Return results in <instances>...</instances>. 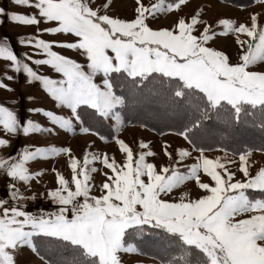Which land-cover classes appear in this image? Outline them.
<instances>
[{"label":"snow or ice","instance_id":"6c2138e0","mask_svg":"<svg viewBox=\"0 0 264 264\" xmlns=\"http://www.w3.org/2000/svg\"><path fill=\"white\" fill-rule=\"evenodd\" d=\"M9 2L30 11L0 6V24L35 26V34L17 37L28 49L19 55L0 38V89L20 96L0 103V264H31L25 253L39 264H264V167L252 175L250 163L264 152V13L208 20L207 6L185 12L189 0H134L133 15L121 18L113 0ZM221 37L234 38L233 56L218 49ZM20 74L53 107L32 106L35 91L17 93ZM144 119L182 138L162 145L167 163L149 161L158 155L150 141L134 150L120 138L126 123L147 127ZM242 130L258 133L259 145L233 147ZM36 134H80L82 159L69 146L14 143ZM97 141L113 142L123 162ZM58 156L70 180L49 169ZM49 171L55 186L34 190ZM187 182L200 190L195 198L181 190ZM40 201L50 206L28 210Z\"/></svg>","mask_w":264,"mask_h":264},{"label":"rangeland","instance_id":"374dc122","mask_svg":"<svg viewBox=\"0 0 264 264\" xmlns=\"http://www.w3.org/2000/svg\"><path fill=\"white\" fill-rule=\"evenodd\" d=\"M154 2V0H145V3H151ZM114 7L112 8V13L115 15L120 16L121 18L124 17H131L133 15V5L134 0H113ZM190 7L185 8V12H191L193 11L197 6H207L206 12H205V19L212 20L215 17H222L226 16L233 19H238L239 21H244L250 13L252 12H261L264 13V8H262L258 3L254 7H246L243 9H240L239 7H235L230 5L224 0V3H221V0H189ZM0 6L11 10V11H18V12H29V9L26 8H18L15 5L11 4L9 0H0ZM167 19H161V24H167ZM155 26V25H153ZM43 27V24L41 25ZM28 34H35V26H22L17 24H11L5 21V23L0 24V38L7 36L11 40V46L14 48L16 53L19 55L23 51H26L28 49H25L18 45L17 43V37L21 35H28ZM42 38L45 39H51V37L44 36ZM243 38V37H242ZM217 47L219 50H224L226 54H229L230 56H233L237 51V46L235 45L234 38L229 37H221L218 40ZM56 51L62 52V54H68L71 55V53L66 52L62 49L54 48ZM81 62H83L82 57H76ZM6 62L0 59V74H2L4 64ZM43 74H47L52 76L53 78H59V75L52 72L50 68L46 66H42L41 68ZM99 82V79L98 81ZM24 85V76L23 74H20V80L19 84H12L14 88L17 89V93H22L25 91H35V94L37 95V99L32 102V106H43L46 108H51L53 105L51 103H45L44 100L40 99V97H44L46 100V94L42 92V90L39 88V85H34L32 87L23 86ZM20 99V96L13 93H7L4 90L0 89V103L9 101L12 98ZM27 103V101H25ZM10 106V105H9ZM17 111H19V108H17ZM38 119L41 123H46L45 118L42 116L35 117ZM154 129V128H153ZM151 129L148 126L147 127H141L139 124H125V127L119 132V136L122 139H125V141L133 147L134 150L138 149V143L140 140L150 141L151 147L154 152H157L158 155L156 157H149V161L153 162L157 166H159L162 163H167V157L163 156V150L162 145L165 141H168L172 148L181 146L184 142L182 141V138L174 136L172 133L165 131L164 135H160L157 133L158 131L156 129ZM243 131V130H242ZM242 131L238 134L236 140L241 138L244 134H242ZM67 136V134H65ZM244 137V136H243ZM245 139L253 142L255 145H259V142H257V139L253 136L252 140L249 137H244ZM14 143H16L17 147L22 146L25 143H31L35 144L37 146H47L48 144H56L57 146H69L74 150V154L77 155L79 158L82 159L83 157V150L86 147V139L82 137L80 134H77L76 136H68L67 139L61 140L56 139L48 136H42V135H33L30 138H25L23 136H20L14 140ZM98 147L104 151L107 152L109 155H115L118 162H123V155L119 152L118 148L114 145L113 142L109 141L107 143H101L97 141ZM246 145L244 143L237 144V148L242 149V146ZM247 147H251V145H248ZM170 148V150H172ZM244 148V147H243ZM15 149H13L14 151ZM210 157H215L216 155H223L219 152H212L209 153ZM234 160L237 161L235 164H228L227 166L235 170L238 167V155L233 157ZM193 161L188 160L185 161V163H192ZM250 163L252 164L251 168V174L255 175L256 171L259 170L260 167H264V152L260 151H253ZM57 167L58 170L62 171L66 178L69 180L71 179V172L70 169L67 167V158L63 156L55 157L51 160V162H48L49 169L51 167ZM97 168L102 169V171H108L107 169H103L102 165L97 163L95 165ZM33 170L35 171V167H33ZM93 183L97 185V190L94 192L96 195H100V192L98 190V185L103 182L104 177L101 172L93 174ZM203 178V177H202ZM237 178H243L242 173L237 174ZM146 179V178H145ZM48 187H54L55 186V176L54 174L49 171L44 177H42V184L41 185H35L34 183V190H45L44 186ZM183 191H190L195 198L197 196V193L200 191L194 184V182H187L186 186L182 188ZM5 191V185L3 183V180L0 179V198L3 197ZM249 194L252 196H259V192H253L252 190H249ZM37 206L31 205L29 203L28 210H35ZM27 258L31 261V264H39L38 260L31 256L30 253H25ZM146 259V258H144ZM38 262V263H37Z\"/></svg>","mask_w":264,"mask_h":264},{"label":"trees","instance_id":"16d2710c","mask_svg":"<svg viewBox=\"0 0 264 264\" xmlns=\"http://www.w3.org/2000/svg\"><path fill=\"white\" fill-rule=\"evenodd\" d=\"M225 1L227 3H229L230 5L235 6V7H237V5H239V4L249 5L248 7H251V6H253V5L256 4V3H253L252 0H225ZM143 122L145 124H147V126L149 128L156 129L158 131L157 133H160L161 131H164V132L167 131V129H164V128L160 127L159 125H156L155 121H153L151 119H144ZM132 124H139L140 125V123H137L135 121ZM242 134H244L243 135L244 137H249L251 140H252V137L254 136L257 139V142L260 143V139H259L258 133H255V132H253L251 130H246V131L243 130L242 131ZM243 136H241V138H239L238 140H236V142L233 145V147H236L237 144H242V143L246 144V145H243L242 146V149H243V147H246L248 145H251V147H253V148L256 147V146H258V145H255L253 142L245 139Z\"/></svg>","mask_w":264,"mask_h":264},{"label":"built area","instance_id":"2783aa9c","mask_svg":"<svg viewBox=\"0 0 264 264\" xmlns=\"http://www.w3.org/2000/svg\"><path fill=\"white\" fill-rule=\"evenodd\" d=\"M31 205H34L30 202ZM34 206H43L45 208H48L50 206V202H45V201H40L39 205H34Z\"/></svg>","mask_w":264,"mask_h":264},{"label":"crops","instance_id":"0c3cea01","mask_svg":"<svg viewBox=\"0 0 264 264\" xmlns=\"http://www.w3.org/2000/svg\"><path fill=\"white\" fill-rule=\"evenodd\" d=\"M256 5V4H255ZM255 5L251 6V7H254ZM38 263V262H37Z\"/></svg>","mask_w":264,"mask_h":264}]
</instances>
